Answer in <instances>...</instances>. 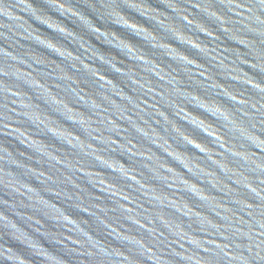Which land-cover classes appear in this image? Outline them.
<instances>
[{
	"label": "water",
	"instance_id": "95a60500",
	"mask_svg": "<svg viewBox=\"0 0 264 264\" xmlns=\"http://www.w3.org/2000/svg\"><path fill=\"white\" fill-rule=\"evenodd\" d=\"M0 264H264V0H0Z\"/></svg>",
	"mask_w": 264,
	"mask_h": 264
}]
</instances>
